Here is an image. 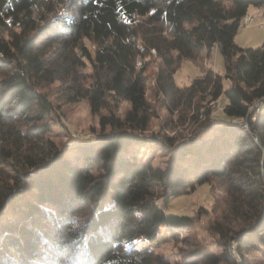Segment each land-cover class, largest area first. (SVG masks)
<instances>
[{"label": "trees", "instance_id": "1", "mask_svg": "<svg viewBox=\"0 0 264 264\" xmlns=\"http://www.w3.org/2000/svg\"><path fill=\"white\" fill-rule=\"evenodd\" d=\"M250 5L264 15V0H0V264H171L140 245L193 219L168 213L160 198L211 177L228 180L230 212L250 224L229 236L217 228L223 252L196 249L186 264H251L245 254L264 248V42H235ZM215 45L224 72L208 68L177 85L178 65ZM151 49L161 60L156 90L171 110L208 102L189 136L147 133ZM56 82L68 102L106 112L98 138L66 152L46 138L58 103L45 87ZM223 93L228 118L214 123L210 103ZM120 101L130 105L122 116ZM145 147L165 152L166 166L145 159ZM240 165L247 177L249 166L263 169L260 189L238 182Z\"/></svg>", "mask_w": 264, "mask_h": 264}, {"label": "rangeland", "instance_id": "2", "mask_svg": "<svg viewBox=\"0 0 264 264\" xmlns=\"http://www.w3.org/2000/svg\"><path fill=\"white\" fill-rule=\"evenodd\" d=\"M248 14L247 16H255L256 22L264 20L262 8L259 6L250 5ZM235 42L242 47L260 46L264 42V22L263 25L242 22L235 36ZM88 44L91 48L94 47L90 42ZM145 60L147 63V95L152 102V117L147 133L159 132L176 137L191 135L198 126H201V123L194 120V116L199 115L200 121H204L202 111L208 105V102L202 101L194 110L185 108L171 110L163 102L162 95L157 93L156 90L155 78L161 60L157 57L155 49H151V53L145 57ZM208 68H213L219 73H223L225 70V61L217 45L213 47L211 53L204 54L199 60L184 59L176 69L174 80L181 87L188 86L197 76L205 73ZM224 82L225 86L229 85L228 80L224 79ZM57 85L58 82L45 87L51 99L58 103L57 113L50 117L54 122L51 130L46 134V138L56 144L61 152H66L69 148L75 146L78 140L86 141L98 138L97 136L103 131L99 121L100 114L106 112L93 113L86 99L68 102L63 98L61 89H57ZM226 102L227 97L223 93L219 100L210 103L215 108L212 114L213 118L211 117L214 123L228 118L222 109ZM198 106L199 111L196 109ZM129 107L127 101H120L115 107L116 113L122 116ZM237 121L243 124L246 123L243 119ZM153 152L145 147L142 156L151 160L154 166L165 167L168 160L166 153ZM240 166H236L237 172L235 173V176L239 178L238 182L248 175L245 165ZM10 167L13 168V166ZM262 170L261 167H256V170L253 171L250 166L248 167L250 173V177H247L246 181L248 188L252 187L253 190L257 191L259 186L260 189L262 179L259 173ZM240 171H242L241 175ZM229 188L228 180L221 181L211 177L209 182L197 184L194 187H185L182 189L181 194L176 196L169 193V195L166 194L168 196L165 198L161 194L163 190H160L162 196L160 198L161 206L168 213L191 216L193 219L192 227L176 231L174 237H164L155 242L146 241L140 245V248L149 247L155 250L157 253L164 255L171 264H186V256H190L191 252L196 249L215 254L223 252L224 247L221 243L223 239H220L221 233L217 231V228L223 229L226 235H235L241 228L243 229L250 224L249 221L242 220L230 212L233 202H230L231 198L228 201L230 204L226 201ZM4 217L5 219H13L7 213L4 214ZM231 243L230 250L236 252L235 241ZM245 258L251 264H264V248L248 251ZM219 264L225 263L221 262Z\"/></svg>", "mask_w": 264, "mask_h": 264}, {"label": "built area", "instance_id": "3", "mask_svg": "<svg viewBox=\"0 0 264 264\" xmlns=\"http://www.w3.org/2000/svg\"><path fill=\"white\" fill-rule=\"evenodd\" d=\"M264 20L258 21L256 22L255 20V16H248L247 22H245V24H259V25H263Z\"/></svg>", "mask_w": 264, "mask_h": 264}, {"label": "bare ground", "instance_id": "4", "mask_svg": "<svg viewBox=\"0 0 264 264\" xmlns=\"http://www.w3.org/2000/svg\"><path fill=\"white\" fill-rule=\"evenodd\" d=\"M248 16L245 18V22H247Z\"/></svg>", "mask_w": 264, "mask_h": 264}]
</instances>
